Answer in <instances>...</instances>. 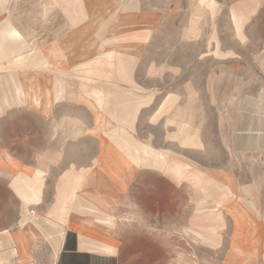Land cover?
Listing matches in <instances>:
<instances>
[{
	"label": "rangeland",
	"instance_id": "1",
	"mask_svg": "<svg viewBox=\"0 0 264 264\" xmlns=\"http://www.w3.org/2000/svg\"><path fill=\"white\" fill-rule=\"evenodd\" d=\"M73 1L38 0L33 5L30 0L29 21L23 24L35 48L66 38L82 21L73 22L68 5ZM108 1L97 2L92 16L99 20L92 31L99 41L108 39L109 25L124 9H131L136 26L154 19L140 49L129 51L134 56L132 80L114 68L112 78L89 85L102 92L107 84L132 89L141 103L127 130L165 157L162 168L138 167L126 189L114 191L112 253L120 264H264V0H217L216 9L207 1L197 7L198 0H113L110 10ZM15 5L12 11L20 12ZM34 51L1 63L0 74H20L15 63ZM110 61L116 64L117 54ZM66 77L76 88L84 81L74 68ZM161 106L162 114L152 121ZM174 113L173 124L166 127ZM68 116L84 121L82 128L95 126L91 111L74 101L57 102L49 116L16 104L0 114V150L44 169L41 187L49 204L56 201L70 161L91 165L100 152L96 134L68 136L73 130ZM0 163V209L9 207L11 213L18 207L10 204L4 181L12 171L3 156ZM241 197L249 210L257 211L250 212L254 221L246 225L238 224L227 208ZM30 209L22 203L21 217L15 216L20 220L12 226L19 224L14 239L32 222ZM86 215L95 220L101 214ZM6 217L0 212V227ZM238 230L246 238L254 232L250 241L243 238L242 255L235 253Z\"/></svg>",
	"mask_w": 264,
	"mask_h": 264
},
{
	"label": "crops",
	"instance_id": "2",
	"mask_svg": "<svg viewBox=\"0 0 264 264\" xmlns=\"http://www.w3.org/2000/svg\"><path fill=\"white\" fill-rule=\"evenodd\" d=\"M99 1L74 0L68 3L73 9V22L78 23L83 18L82 21L71 27L70 35L66 38L57 39L43 48H35V42L27 39L30 37L27 34L29 31L25 33L23 24L29 21L25 14L29 10L30 0H21L20 3L13 1L22 8L20 12L12 11L17 5L11 0H0V64L24 50H35L15 63L20 68V74H0V114L6 107L16 104L49 116L57 102L74 101L91 111L95 126L82 128L84 121L78 116H68V123L73 126L68 136L76 138L81 134H96L100 141V152L94 156L91 165L70 161L68 169L63 172L56 201L50 204L45 198V187H41L44 169L21 161L6 149L0 150V156L8 161L6 167L12 171L4 181L5 192L12 199L10 204L18 207L11 213L9 207L0 209L2 215L8 216L5 225L0 227V264H120L116 254L112 253L115 243L110 235L115 223L113 212L118 204L114 191L119 188L125 190L138 167L162 168L165 163V157H159L163 156L161 151L149 143L136 140L127 130L133 125L141 103L132 96V89L107 84L108 88L102 92L89 85L91 80L112 78L114 68L122 78L132 80L130 68L134 56L129 51L140 49L150 35V24L154 18L145 20L149 21L146 24L141 20L136 26L131 9H124L120 18L109 25L108 39L99 41L92 33L95 23L99 21L92 17ZM206 1L217 8V0H198L196 6L203 8L207 6ZM115 5L113 0L107 2L109 10ZM23 7L26 8L24 13ZM21 14L22 17H19ZM115 54L118 59L116 64L110 61ZM103 58H107L106 62L102 61ZM71 68L84 80L78 88L66 77V71ZM162 106L151 118L152 121L162 114ZM170 108L171 105L166 112ZM175 113L167 117L166 127L173 124ZM167 132L169 137H173L174 132ZM74 148L77 149L76 146ZM26 154L22 156H29L28 152ZM3 166L0 163V167ZM10 184H14L16 190ZM231 185L237 187L236 182ZM243 201L241 197L240 202L227 205L240 225L253 222L250 212H257L249 210ZM22 203L32 208V222L26 229L20 230L14 239L19 224L12 226L13 222L20 220L15 216L21 217ZM249 204L254 206L253 200ZM92 212L101 215L95 216L97 220L86 217L87 213ZM105 228V235H100L104 234ZM249 234L246 238L245 232L238 230L236 254L245 253L242 240L252 239L254 232Z\"/></svg>",
	"mask_w": 264,
	"mask_h": 264
},
{
	"label": "bare ground",
	"instance_id": "3",
	"mask_svg": "<svg viewBox=\"0 0 264 264\" xmlns=\"http://www.w3.org/2000/svg\"><path fill=\"white\" fill-rule=\"evenodd\" d=\"M236 14V13H235ZM186 140H187V137H186ZM189 140V139H188ZM190 141V140H189ZM192 142V141H191ZM198 142V141H197Z\"/></svg>",
	"mask_w": 264,
	"mask_h": 264
}]
</instances>
